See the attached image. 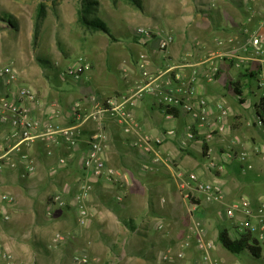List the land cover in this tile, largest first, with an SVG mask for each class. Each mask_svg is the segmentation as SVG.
Listing matches in <instances>:
<instances>
[{"label": "crops", "instance_id": "obj_1", "mask_svg": "<svg viewBox=\"0 0 264 264\" xmlns=\"http://www.w3.org/2000/svg\"><path fill=\"white\" fill-rule=\"evenodd\" d=\"M13 3H22V0H0V68L9 65L16 73L15 79L7 85L0 79V96H8L26 105L39 121L40 128L49 123L69 125L76 121L79 114L92 110L97 100L113 98L121 102L129 98L126 105L133 111L136 121L151 141L160 140L156 149L171 163L165 160L154 162L153 150L134 146L132 141L137 136L124 133L123 125L115 122L107 112L86 122L75 149L63 144L48 155L47 142L42 139L25 146L24 149L36 160L34 174L23 176L17 168L0 170V249L10 250L13 256L10 264H26L29 242L42 245L46 252L49 250L43 245L44 240L52 241L56 247L57 243L53 240L59 226H70L74 217L63 208H55L53 216H48L45 212L48 206L45 193L54 184L70 188L73 192L77 174L91 178L95 190H111L112 186H117L125 192L121 206L118 209L111 207V225L102 220L101 211L97 208L94 210L100 216L94 217V221L101 235L119 243L121 251L127 256L156 259L159 252L178 251L185 241H189V246L184 253L189 255L193 249L200 253L193 230V220L199 216L191 214L184 195L185 191L192 192L193 188H180L183 179L178 176L180 170L196 172L202 180L220 188L223 197L220 201L209 202L199 192H195L194 196L206 205V215L212 221L229 224L223 228L228 230L231 238L237 236L235 225L242 214L237 212L234 218H229L225 209L223 216L220 203L230 206L246 197L251 202L253 219L264 220V183L252 182V173L249 172L257 167L260 176L264 175V141L259 139V135L264 137V126L256 113L255 104L258 101L251 104L250 98L252 83L257 86V80L249 77V70H256L252 68L253 63L239 67L228 59L212 57L217 50L239 46L250 32L264 35L259 1L254 2L257 5L241 6L230 0H217L213 8H208L207 16L197 13L192 18L193 22L185 28H173L174 40L164 52L159 49L161 33L160 37L155 35L146 44H126L125 50L135 56L131 60L128 54L116 66L120 85L110 92H103L100 88L101 82L95 76L97 68L92 62H88L89 67L78 77L61 74L62 79L65 77L72 81L68 88L50 83L52 78L46 76L41 68V60L47 63V59L41 58L39 61L42 63L36 64L33 56L16 46L18 36L13 39L4 36L7 24L2 14L8 13L17 18ZM79 63L77 59L65 66L73 68ZM88 71L92 73V78L87 82L84 76ZM109 71L113 72L109 69L107 73ZM236 82L237 87L234 85ZM142 88L140 95H134ZM21 89L34 93L35 99L21 98ZM115 92L117 94L110 96ZM259 92L261 90L257 86L256 95ZM165 93L177 95L183 102L190 103L192 108L189 111L178 108V116L169 114L161 103V95ZM202 101L205 105H201ZM180 118L183 122L178 127L165 125ZM257 119L262 130L257 126ZM99 130L108 135L105 156L107 165L115 171L111 180L98 179L82 166L88 145L87 136ZM189 131L194 138L182 145ZM15 140L10 125L0 124V146H10ZM241 152H246L251 167L239 160ZM59 156H65L67 165L57 169ZM209 161L216 164L215 170L208 167ZM145 163L149 165L146 169L143 168ZM72 192L68 203L73 205ZM243 194L239 200L236 199ZM6 195H11L13 200L7 199ZM21 198L24 200L21 201ZM119 209L126 216H118ZM25 212L31 217L29 221H25ZM129 219L133 220L135 229L126 224L125 220ZM21 234L24 236L22 239ZM262 242L257 257L249 255L264 263V257L260 256L264 251ZM217 252L219 249L216 247L213 256L218 261ZM237 263L243 264L242 260H237Z\"/></svg>", "mask_w": 264, "mask_h": 264}, {"label": "rangeland", "instance_id": "obj_2", "mask_svg": "<svg viewBox=\"0 0 264 264\" xmlns=\"http://www.w3.org/2000/svg\"><path fill=\"white\" fill-rule=\"evenodd\" d=\"M217 0H97L96 15L102 18L110 27L113 38L99 31H90L84 28L78 22V9L80 7V0H22V3H13L17 18L10 16L8 13L2 14V17L6 20L7 29L4 31V36H8L11 39L18 36L17 47H22L26 52L33 56V60L36 64L42 63L39 60L41 58L47 59V63L41 64V68L44 69L46 76L52 78L50 83L59 84L63 88L71 86L72 81L62 79L61 74L67 72L70 67H66L69 62L78 59V62H89L95 65V76L100 80L103 92H110L112 88H117L120 85L118 79V73L115 69L119 66L129 54L131 60L134 58V54L129 53V50H125L126 44L136 46L137 40L134 37V31L137 27H145L153 32L154 35L160 37V33L169 31L173 33L172 29H183L193 22L192 18L197 13L204 14L209 13V7L213 8ZM233 4H249L253 6L258 1L260 5L264 0H230ZM253 2V3H252ZM256 2V3H254ZM39 4H43L45 13L42 16L37 15V9ZM257 5V4H256ZM209 24V23H208ZM37 26V32L35 33V26ZM212 25V24H211ZM210 27V25H209ZM174 35V33H173ZM175 37V36H174ZM127 51V53H126ZM63 62V64H62ZM68 62V63H67ZM88 63V64H89ZM92 68V66L90 67ZM113 70V72L107 73V70ZM84 71V70H83ZM84 78L87 82L92 78V73L89 71L85 73ZM257 86L252 83V89L250 90L253 101H258L261 96V92L257 95L255 93ZM117 94L116 92L111 95ZM109 96V95H108ZM183 122V119H173L166 122L165 125L177 126ZM257 126L262 130L260 120H256ZM260 141H264V137L259 135ZM171 163V161H170ZM56 167V166H55ZM57 168V167H56ZM60 169V168H57ZM252 173V182L264 183V175L260 176L258 168L254 167L249 171ZM258 176L256 177L255 175ZM84 176L77 174L74 179V183L77 179ZM112 186V185H111ZM62 188L56 184L49 187L45 193L46 199L49 201L51 194L54 190ZM94 187L91 191L90 198L87 201V206L90 211V220L87 227L80 226L76 220L75 205L68 200L71 195H68L67 203L63 207L72 214V220L70 226H59V232L70 236L64 243L56 244V247L52 244V241L46 239L43 241L49 251L38 244L29 242L30 249L26 252L25 260L26 264H80L77 263L73 254L77 251L85 250L88 253L89 261L87 264H183L193 261L199 257V253L196 249H193L191 254L184 253V258L177 261L176 254L182 250L180 245L178 251H163L159 252L154 258H143L138 256H127L121 251L119 243L112 242L106 237L101 235L100 229L95 225L94 217L100 216L94 208L101 211V218L104 222L111 225L109 214L111 207L118 209L125 200V192L117 186H112L109 189H96ZM117 195L122 196V200L118 202ZM236 196V199L244 196ZM23 201L24 199L21 198ZM232 199H235L234 197ZM111 205V206H109ZM205 205V204H204ZM221 211L225 216V209L227 205L220 203ZM70 206V207H69ZM148 208V205L146 206ZM205 211L197 216L201 222V226L205 229V236L215 241L216 247L219 249L218 261L212 256V264H238L237 260H242L243 264H264L251 257L249 250L241 254H233L224 249L217 241L218 232L225 226H229L227 222L225 224L212 221ZM224 209V210H223ZM113 210V209H112ZM54 210L51 215L53 216ZM46 212V211H45ZM209 214V212H207ZM117 215L124 217L125 212L122 209L117 211ZM25 221L30 220V215L25 212ZM104 218V219H103ZM105 218H109L105 220ZM98 220V219H97ZM27 223V222H25ZM102 228H104L102 226ZM22 229V228H21ZM79 229V230H78ZM105 229V228H104ZM207 232V233H206ZM52 233H50L51 235ZM20 235L21 239L26 236L24 233ZM27 240V238H26ZM30 240V239H28ZM32 241V239H31ZM181 243V242H180ZM184 243V242H182ZM262 244L263 242H260ZM118 245V248H117ZM219 246V247H218ZM122 252V253H121ZM249 252V253H248ZM168 253L172 256L171 259H164V254ZM36 255L37 260L34 261ZM263 259L264 251L260 255ZM13 257V256H12ZM12 257L10 262L12 261ZM185 262V263H184ZM264 262V261H263ZM10 264V263H3Z\"/></svg>", "mask_w": 264, "mask_h": 264}, {"label": "built area", "instance_id": "obj_3", "mask_svg": "<svg viewBox=\"0 0 264 264\" xmlns=\"http://www.w3.org/2000/svg\"><path fill=\"white\" fill-rule=\"evenodd\" d=\"M262 10V27H264V2L261 5ZM162 37L159 41V49L164 52L169 47L170 43L174 40L173 33L164 31L161 33ZM152 31L145 27H137L134 31V37L137 42L146 44L154 37ZM212 57L228 59L234 62L236 66L243 67L253 63V69L258 72L257 86L261 90V96H264V35L258 32H250L244 42L239 46H231L217 50ZM89 67L88 62H80L77 66L69 68L66 75L78 77L83 70ZM16 77L15 71L11 66H4L0 68V79L4 84H9ZM142 89H138L134 95H140ZM150 90V89H149ZM20 97L23 99L34 100L35 94L28 90L21 89L19 91ZM95 100V98H94ZM129 98H124L121 102H117L113 98H104L97 100L94 108L83 114H79L75 122L61 126L58 124H46L40 128L39 121L32 116L26 105L19 100H13L8 96H0V124L7 123L11 127L12 135L16 138L15 142L7 147L0 146V170L2 169H20L23 176H30L36 171L35 158L24 149V147L31 146L36 140L42 139L47 142V154L52 155L53 150L61 145H66L69 148L75 149L78 145V140L83 134V127L90 119H95L102 113H109L114 117L115 122L123 125V131L126 134L136 135V139L132 141L134 146H144L148 151L153 150L154 162L165 160L162 154L156 149L160 143L159 139L150 140L144 133L142 127L136 121L133 111L126 105ZM161 103L167 108H180L189 111L192 106L190 103L183 102L181 98L173 93H165L161 95ZM205 105V101L201 102ZM165 110V111H166ZM194 134L189 131L186 138L182 140V145L186 144V140L193 139ZM108 135L104 130L93 132L87 136V149L83 155V168L88 174L102 178L104 180H111L115 171L107 165L105 156V142ZM240 161L246 162L247 167L252 165L247 162L246 152H241L238 155ZM170 164L169 160H165ZM67 165L65 156H59L57 159L56 167L62 168ZM148 164H143V168H148ZM208 167L215 170L216 164L213 161L208 162ZM181 179V189H192L185 191L184 195L189 202L191 214L196 216L205 211L203 202L196 200L195 192H199L209 202L222 200V193L220 188L214 184L202 180L196 172H186L180 170L178 172ZM93 189V180L87 175L77 179L74 191L70 188L56 189L50 196L48 201L47 211L51 215L55 208H63L67 203L68 195L73 193L76 213V220L78 225L84 226L89 222L90 211L87 206V201L90 198ZM7 199L13 200L11 195H6ZM116 199L122 200L121 195H117ZM240 212L241 218L236 222V234L239 235L243 232L251 233L258 241H264V220L257 221L253 219V211L251 202L248 198L243 197L236 203H232L226 209V214L229 218H234L235 214ZM193 230L196 237V244L199 250V257L196 258L192 264H212V251L216 248L215 241L205 236V229L201 226L198 217L193 220ZM71 238L64 233H56L54 237L55 243H64ZM189 246V241L181 244L182 250L178 251L176 258L178 261L184 258V249ZM3 249V248H2ZM12 254L9 249H0V264L10 263ZM164 259H171L172 256L168 253L164 254ZM73 258L77 263L87 264L89 261L88 253L83 249L73 254ZM182 264V263H181Z\"/></svg>", "mask_w": 264, "mask_h": 264}, {"label": "trees", "instance_id": "obj_4", "mask_svg": "<svg viewBox=\"0 0 264 264\" xmlns=\"http://www.w3.org/2000/svg\"><path fill=\"white\" fill-rule=\"evenodd\" d=\"M96 5L97 0H80V7L78 9V22L80 25L86 29H89L90 31H99L108 35L110 38H113L110 27L102 18L96 15ZM44 13L45 10L43 4H39L37 15L42 16ZM37 26L38 25L35 26V33L38 29ZM41 61L46 63V61L43 59ZM249 71V77L251 79H257L258 72L253 70ZM234 85L237 87L238 83L236 82ZM236 87L235 89H237ZM236 91L238 92V90ZM255 107L256 113L264 126V96H260L258 102L255 104ZM166 111L173 116H178L179 114L176 108L170 107L167 108ZM125 222L130 229H135V227L132 225V219L125 220ZM217 241L224 249L233 254H241L246 250H249L252 255L257 257V254L261 249L259 241L249 232H243L233 239L229 235L228 230L226 228H222L218 232Z\"/></svg>", "mask_w": 264, "mask_h": 264}]
</instances>
